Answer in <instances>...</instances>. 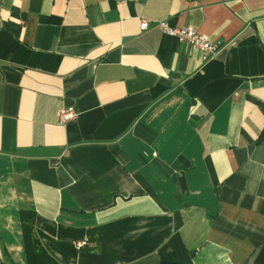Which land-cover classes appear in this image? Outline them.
Instances as JSON below:
<instances>
[{
    "label": "crops",
    "instance_id": "obj_1",
    "mask_svg": "<svg viewBox=\"0 0 264 264\" xmlns=\"http://www.w3.org/2000/svg\"><path fill=\"white\" fill-rule=\"evenodd\" d=\"M26 225L53 264H264V0H0V264Z\"/></svg>",
    "mask_w": 264,
    "mask_h": 264
},
{
    "label": "built area",
    "instance_id": "obj_2",
    "mask_svg": "<svg viewBox=\"0 0 264 264\" xmlns=\"http://www.w3.org/2000/svg\"><path fill=\"white\" fill-rule=\"evenodd\" d=\"M150 23L147 20H141L139 29L145 31L149 29ZM154 27L161 30L164 34L174 37L178 42L185 43L197 49L205 60L216 58L221 50L220 44L214 42L207 35L201 34L191 28L170 27L165 21L155 23ZM77 118V114L71 109H63L58 113V123L65 125Z\"/></svg>",
    "mask_w": 264,
    "mask_h": 264
},
{
    "label": "trees",
    "instance_id": "obj_3",
    "mask_svg": "<svg viewBox=\"0 0 264 264\" xmlns=\"http://www.w3.org/2000/svg\"><path fill=\"white\" fill-rule=\"evenodd\" d=\"M29 221L28 219H26ZM26 222V221H25ZM24 248L27 264H53L49 258L44 256L33 239L29 226L24 227Z\"/></svg>",
    "mask_w": 264,
    "mask_h": 264
}]
</instances>
